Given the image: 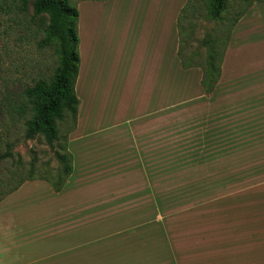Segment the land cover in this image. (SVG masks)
Wrapping results in <instances>:
<instances>
[{"label": "rangeland", "instance_id": "374dc122", "mask_svg": "<svg viewBox=\"0 0 264 264\" xmlns=\"http://www.w3.org/2000/svg\"><path fill=\"white\" fill-rule=\"evenodd\" d=\"M71 1L81 16L78 33L80 48L83 39V53L90 25L94 29V45L80 63L84 73L81 96L88 99L94 93L92 85L99 70L104 78L113 80V72L120 63L118 56L124 62L129 52L130 38L123 36L128 8H125L127 4L116 1L106 4L102 10L91 0L82 5L79 3L83 0ZM169 1L166 2L168 13L174 7L172 2L187 3L186 0ZM32 2L0 0V197L21 179L55 181L65 164L60 155L69 152L68 134L76 125L73 117L65 112L58 122V137L49 145L42 134L28 138L25 118L15 112L22 103L24 88L38 78L49 77L57 65L55 46L40 44L47 16L35 15ZM244 9L246 13L234 26L225 50L231 47L225 64L230 69L232 57L245 42L244 31H252L247 34L251 38L264 31V0H228L222 24L210 16L208 0H190L184 13L177 14L180 30L177 45L182 36L183 53L188 56L196 51L195 57L202 59L205 53L202 40L213 32L220 33V27ZM114 19L119 22L117 27L113 26ZM241 60L237 57L235 61ZM189 68L201 70L195 66ZM180 76L179 73L169 75V81L173 79L178 89L173 92L169 87L166 168L162 154V169L142 171L143 184H140L139 171L129 172L130 182L120 185L121 190L116 194L119 201L112 202L108 197L104 201L105 211L111 210L112 203L121 204L118 208L124 209L118 215L117 212L106 215L104 225L144 226L150 219L144 212L151 211L152 242L166 244L170 257H195V243L235 241L244 235L242 231L264 227V127L244 132L233 122L238 120L237 116L229 118L226 124L232 129H224L226 125L219 114L224 107L217 101L196 102L200 94L195 85L196 73L182 74L185 79ZM227 76L230 77V70ZM237 80L239 77H233L230 82L239 85ZM75 90L80 97L78 86ZM231 90L227 104L230 100L239 102L238 94ZM189 98L195 101L186 100ZM91 107L96 108V100ZM256 108L253 117L264 119V106ZM214 116L215 122L210 123L208 117ZM244 133L248 135L241 136ZM153 160L161 162L159 155ZM68 161L72 165V155ZM134 180L136 183L132 184ZM127 199L134 200L125 202Z\"/></svg>", "mask_w": 264, "mask_h": 264}, {"label": "crops", "instance_id": "0c3cea01", "mask_svg": "<svg viewBox=\"0 0 264 264\" xmlns=\"http://www.w3.org/2000/svg\"><path fill=\"white\" fill-rule=\"evenodd\" d=\"M91 1L100 10L115 1L127 4L123 36L130 38L129 52L124 62L118 54L114 57L116 61L118 56L120 63L113 80L104 78L99 70L92 85L94 93L88 99L81 96L84 73L83 64L82 69L79 64V81L75 84L80 93L78 114L75 128L68 134L72 171L59 191L40 178L26 180L1 196L0 264H264V227L242 231L244 235L235 241L195 243V257H170L166 244L152 242L151 211L144 212L150 218L144 226L104 225L106 215H118L124 209L112 203L111 210L105 211L104 201L107 197L119 201L116 194L120 185L130 182L129 172L139 171L143 184L142 171L162 169L161 156L168 152L169 87L173 92L178 89L173 79L169 81L170 74L179 73L185 79L182 74L194 71L200 90L196 102L217 101L224 107L219 114L225 125L229 118L239 116L233 122L244 132L264 127L263 118L253 117L256 107L264 106V31L252 38L247 35L252 31H244L245 42L232 57L230 69L225 65L231 47L227 48L220 77L213 91L205 94L200 84L201 70L184 69L177 59V14L185 5L174 1L168 13L169 0ZM118 24L114 19L113 26ZM89 31L84 53L79 37L80 63L94 45L92 25ZM109 42L113 45L112 40ZM237 57L241 62L235 61ZM233 77H239V85H232ZM231 89L238 94L239 102L230 100L227 104ZM186 100L194 102L195 98ZM214 118L207 120L214 123ZM223 128L232 129L227 125ZM157 155L160 163L153 160ZM164 159L166 168V156Z\"/></svg>", "mask_w": 264, "mask_h": 264}, {"label": "trees", "instance_id": "16d2710c", "mask_svg": "<svg viewBox=\"0 0 264 264\" xmlns=\"http://www.w3.org/2000/svg\"><path fill=\"white\" fill-rule=\"evenodd\" d=\"M22 1L27 2V0ZM227 2L228 0H208L210 16L220 24L224 20L222 13ZM32 3L35 15L47 16L48 21L40 44L55 46L57 65L49 77L38 78L32 85L24 88L22 103L15 112L25 118V133L28 138L42 134L48 144L52 145L59 134L58 122L64 118L65 112H68L75 121L77 120L79 98L76 94L75 84L80 64L79 11L77 5L73 4L71 0H33ZM189 4L190 0H187L180 15L184 13ZM245 12L246 9L240 11L232 20H228L222 25L220 33L213 32L202 40L205 47L202 59L195 57L198 55L196 51L186 56L182 49L184 38L180 37L177 56L181 61V66L183 68L194 66L201 68L200 84L205 94L213 91L220 77L221 64L232 29ZM177 25H179V18ZM70 157L69 152L60 155L61 160L65 161L63 171L55 181L48 180L55 191L62 188L67 176L72 171V165L68 161ZM26 180H31V178L21 179L2 196L13 192Z\"/></svg>", "mask_w": 264, "mask_h": 264}]
</instances>
